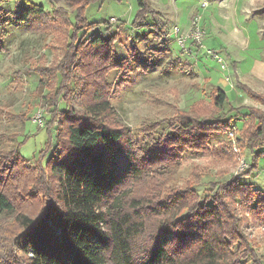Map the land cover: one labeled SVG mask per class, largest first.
<instances>
[{
  "label": "trees",
  "instance_id": "1",
  "mask_svg": "<svg viewBox=\"0 0 264 264\" xmlns=\"http://www.w3.org/2000/svg\"><path fill=\"white\" fill-rule=\"evenodd\" d=\"M94 1L66 0L70 8L49 12L34 0H17L8 11L0 0V23L11 16L26 32L56 36L64 50L57 64L38 71L52 86L44 98L51 102L44 126L58 127L54 151L45 163L28 167L25 160L18 165L19 151L0 150V264H264L248 231L264 225L263 191L236 175L211 183L205 196L196 189L200 177L180 187L170 184L189 152L234 160L232 141L213 145L210 137L236 127L244 107L211 85L205 89L209 100L145 122L136 134L119 121L110 100L108 75L122 71L127 59H111L113 38L86 37L101 24L84 16ZM137 4L133 28L144 26L150 12L149 0ZM3 48L0 42V53ZM138 58L146 68L145 55ZM75 79L83 84L78 93L70 87ZM240 84L264 103L263 92ZM39 86L45 89L44 79ZM62 99L65 109L59 108ZM248 116L236 127L237 145L252 158L244 176L264 155V109L249 107ZM15 117L23 121L26 113ZM17 168L30 170L31 187L18 190ZM31 196L43 201L36 214L22 204Z\"/></svg>",
  "mask_w": 264,
  "mask_h": 264
},
{
  "label": "rangeland",
  "instance_id": "2",
  "mask_svg": "<svg viewBox=\"0 0 264 264\" xmlns=\"http://www.w3.org/2000/svg\"><path fill=\"white\" fill-rule=\"evenodd\" d=\"M34 1L44 4L49 12L59 6L70 8L66 0ZM149 3L144 26L136 28L133 21L139 9L137 0H98L84 12L87 22L101 23L86 37L99 34L105 39L113 38L111 59L125 58L129 63L122 71L114 70L108 75L113 86L110 100L119 121L137 134L145 122L160 121L201 99L209 100L205 89L211 85L225 90L232 105L244 107L235 118L239 129L243 120L249 119V107L264 109V103L250 97L240 84L264 93V0H149ZM203 3L207 6L203 7ZM16 5L17 0H1V6L8 11H13ZM197 20L205 35L203 44L189 41L183 48L178 38L187 35ZM176 26L180 29L177 37ZM86 31V28L79 31L80 39ZM58 41L52 34L26 32L11 16L0 23V42L4 47L0 53V150L16 154L19 151L25 159L20 156L17 161H28V167L36 160L45 163L57 143L58 127L44 126L50 120L45 107L51 103L44 98L52 95V86L48 75L38 71L57 64L63 57L64 50ZM136 52L145 55L146 68L138 66L141 62L138 56L142 55ZM103 62L107 69L110 63ZM42 79L46 83L43 91L44 87L39 86ZM70 87L78 93L83 84L75 79ZM71 105L77 107V100H72ZM65 107L66 101L62 99L59 108ZM20 113H26L23 121L15 117ZM223 141H231L227 133L210 137L213 145ZM260 145H264V139ZM237 146L241 153L236 154L232 148L234 160L226 162L204 153H187L170 184L180 187L200 177L196 189L205 196L211 183L236 175L264 192V155L258 158L257 167L244 176L248 166L239 170L240 157L246 163L252 158ZM30 174L28 168H17L18 190L31 187ZM41 203L39 196L22 201L24 209L34 214ZM249 229L263 254L264 225L255 223Z\"/></svg>",
  "mask_w": 264,
  "mask_h": 264
},
{
  "label": "built area",
  "instance_id": "3",
  "mask_svg": "<svg viewBox=\"0 0 264 264\" xmlns=\"http://www.w3.org/2000/svg\"><path fill=\"white\" fill-rule=\"evenodd\" d=\"M203 7L207 6L206 3L202 4ZM200 21H194V26L191 29V31L189 33H187V35H182L181 37L178 38V43L181 44V46L183 48L186 47L187 42L191 41V42H196L199 46H202L203 44V40L205 38L204 32L202 31L201 27H200ZM180 29L178 28V26L174 27V34L177 37V34L179 33ZM196 44V45H197ZM215 57H217V55H215ZM219 62L223 65V68H226L225 64L223 63L222 58L219 57ZM229 79V78H227ZM227 134L229 135V138L232 141V145H233V149L235 151L236 154L241 153V149L237 146L236 143V127H233L232 129H230ZM248 163H246V159L241 158L240 157V168L239 170H244L245 168H247Z\"/></svg>",
  "mask_w": 264,
  "mask_h": 264
}]
</instances>
